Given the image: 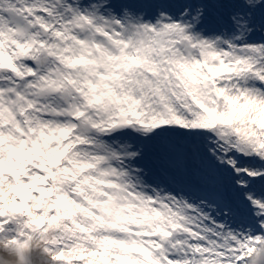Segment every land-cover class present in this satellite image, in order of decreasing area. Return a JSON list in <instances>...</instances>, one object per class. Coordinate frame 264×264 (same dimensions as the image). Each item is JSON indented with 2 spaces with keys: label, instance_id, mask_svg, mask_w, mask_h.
<instances>
[{
  "label": "snow or ice",
  "instance_id": "snow-or-ice-1",
  "mask_svg": "<svg viewBox=\"0 0 264 264\" xmlns=\"http://www.w3.org/2000/svg\"><path fill=\"white\" fill-rule=\"evenodd\" d=\"M249 264L264 247V0H0V253Z\"/></svg>",
  "mask_w": 264,
  "mask_h": 264
},
{
  "label": "rangeland",
  "instance_id": "rangeland-1",
  "mask_svg": "<svg viewBox=\"0 0 264 264\" xmlns=\"http://www.w3.org/2000/svg\"><path fill=\"white\" fill-rule=\"evenodd\" d=\"M21 249V247H19ZM23 250L11 249L9 253H0V264H50L47 250L44 249L40 240L34 239L28 241L23 247ZM34 248V253L30 254L33 259L32 263L28 258V253ZM18 250V252H17ZM257 250H255V253ZM33 254V255H32ZM35 260V263H34Z\"/></svg>",
  "mask_w": 264,
  "mask_h": 264
},
{
  "label": "clouds",
  "instance_id": "clouds-1",
  "mask_svg": "<svg viewBox=\"0 0 264 264\" xmlns=\"http://www.w3.org/2000/svg\"><path fill=\"white\" fill-rule=\"evenodd\" d=\"M35 243V238H34ZM6 253H9L10 250H5ZM249 264H264V247L257 250L256 253L253 254Z\"/></svg>",
  "mask_w": 264,
  "mask_h": 264
},
{
  "label": "trees",
  "instance_id": "trees-1",
  "mask_svg": "<svg viewBox=\"0 0 264 264\" xmlns=\"http://www.w3.org/2000/svg\"><path fill=\"white\" fill-rule=\"evenodd\" d=\"M46 264H48V263H46Z\"/></svg>",
  "mask_w": 264,
  "mask_h": 264
}]
</instances>
